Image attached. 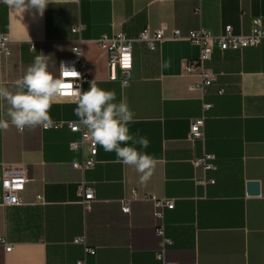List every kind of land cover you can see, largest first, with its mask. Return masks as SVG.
Instances as JSON below:
<instances>
[{"label":"crops","instance_id":"0c3cea01","mask_svg":"<svg viewBox=\"0 0 264 264\" xmlns=\"http://www.w3.org/2000/svg\"><path fill=\"white\" fill-rule=\"evenodd\" d=\"M263 14L264 0H53L42 14L0 0V32L13 39L9 80L0 86L14 91L15 80L41 53L59 77L61 61L75 56L81 39L89 74L98 87L114 90L117 102L127 100L135 113L130 132L149 140L140 150L157 161L151 178L141 183L134 168L98 145L96 165L83 172L73 167L83 151L70 148L81 135L68 126L0 130V264H162L153 203L133 199L131 213L121 211L119 200L134 192L174 199L175 207L165 212L173 240L169 261L264 264V40L243 50L216 49L208 63L216 82L206 95L191 89L199 77L184 73L185 62L200 53L186 39L167 38L154 51L136 45L132 69H119L116 80L110 79L109 53L97 43L118 31L137 36L147 26L165 27L168 36L201 27L218 35L228 24L248 33L252 18ZM77 25L81 34L73 32ZM205 102L212 105L207 111ZM75 107L60 99L51 116L78 120ZM7 108L0 101V119H9ZM203 115L204 138L191 139V123ZM206 154L215 157L213 169L193 163ZM7 164L24 166L29 176L23 205L3 204ZM83 181L96 195L88 214L79 192ZM251 181L259 183L258 194H249ZM83 235L96 254L75 242ZM6 244L13 248L6 251Z\"/></svg>","mask_w":264,"mask_h":264},{"label":"built area","instance_id":"2783aa9c","mask_svg":"<svg viewBox=\"0 0 264 264\" xmlns=\"http://www.w3.org/2000/svg\"><path fill=\"white\" fill-rule=\"evenodd\" d=\"M257 18H264V14L252 18L251 30L248 33H236L233 26L228 24L218 35L214 34L207 28L201 27L190 31L186 35H183L179 29H175L172 31V34L168 36L165 27L151 28L150 26H147L137 36L131 37L124 31H118L112 35L101 36L97 39V43L104 47L109 53L110 79L116 80L118 78L119 69L126 72H129L132 69L134 64V47L136 45H144L149 50L154 51L157 50L160 44L167 38L186 39L198 45L200 47V53L198 57L185 62L184 73L186 75H196L199 77V82L192 85L191 89H197L202 95H206L208 90L213 87L216 82V73L208 64L216 49H220L221 51L243 50L247 47H257L263 42L264 37L259 38V42H256L257 33L264 32V28H260L254 23ZM81 30V25H77L73 28V32L77 34H81ZM80 40L81 39H79V43L73 47L75 56L71 59H63L61 64L63 63L69 68H75V70L80 73V79L78 81H73V83L79 84L83 89L85 86H89V82L93 80V77L88 72V63L83 59ZM12 44L13 39L10 33L0 32V80L3 83L8 82L9 80L8 69L10 58L13 53ZM34 46L35 45L32 44V48ZM219 93L223 94L224 89L219 90ZM63 99L75 103L74 97L68 96L61 98V100ZM203 106L204 111H207L212 107L210 103L206 102ZM205 118L206 116L203 115L192 121L190 127L191 139L204 138ZM65 126H68L72 131L79 132L81 135L80 140L72 141L70 143L71 149L83 151L82 160L75 161L73 167L83 172L93 168L97 163L98 145L90 139L86 130L79 125L78 120L55 121L52 128L58 129ZM214 158V155L206 154L201 158L195 159L193 163L197 167L202 166L204 169L210 170L215 167L213 163ZM29 180V176L24 166L20 164L5 165L1 182L3 204L7 206H20L25 204L21 193L25 190L26 184ZM211 182H214V180ZM79 192L84 212L85 214H88L92 210L93 204L96 201L95 189L88 186L86 182L83 181L79 185ZM133 196V198H123L119 200L121 211L125 214H130V204L133 199L140 198L145 201H151L155 207L153 214L157 220L155 232L159 237V247L156 251V257L162 262V264H177L176 262L167 259V251L170 246L173 245V240L167 234L165 223V212L166 210L175 207L174 199L158 197L150 193L139 196L134 192ZM75 242L85 245L86 254H96V249L87 244L86 235L76 238ZM12 248L13 245L6 244V251H10ZM78 263L84 264V261L82 260Z\"/></svg>","mask_w":264,"mask_h":264},{"label":"clouds","instance_id":"9594fccd","mask_svg":"<svg viewBox=\"0 0 264 264\" xmlns=\"http://www.w3.org/2000/svg\"><path fill=\"white\" fill-rule=\"evenodd\" d=\"M2 2L16 10L24 12L27 9H36L42 14L53 0ZM254 23L264 28V18H257ZM261 37H264V32L257 33L256 42ZM79 79L80 73L63 63L60 65L59 77L53 75L48 70V56L42 53L36 55L24 74L15 80L14 91L0 86V101L8 105L9 118L0 119V130H7L10 125L20 131L25 128H52L55 124L51 116L53 104L61 98L74 97V114L90 139L105 152L115 153L117 162L134 168L140 174V182L147 183L157 161L140 150L149 146V140L138 133L133 135L130 132L129 125L135 122V113L127 100L121 98L117 102L115 91L98 87L94 79L89 82V88L83 90L79 84L73 83Z\"/></svg>","mask_w":264,"mask_h":264},{"label":"water","instance_id":"95a60500","mask_svg":"<svg viewBox=\"0 0 264 264\" xmlns=\"http://www.w3.org/2000/svg\"><path fill=\"white\" fill-rule=\"evenodd\" d=\"M249 194H258L259 193V183L256 181H251L248 184Z\"/></svg>","mask_w":264,"mask_h":264}]
</instances>
